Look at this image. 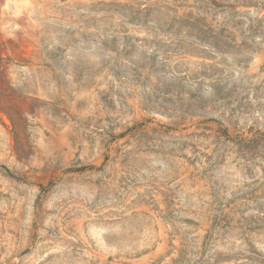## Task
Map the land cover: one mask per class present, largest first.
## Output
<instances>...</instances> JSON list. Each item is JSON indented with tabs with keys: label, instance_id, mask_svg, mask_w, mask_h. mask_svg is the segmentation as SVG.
I'll use <instances>...</instances> for the list:
<instances>
[{
	"label": "rangeland",
	"instance_id": "obj_1",
	"mask_svg": "<svg viewBox=\"0 0 264 264\" xmlns=\"http://www.w3.org/2000/svg\"><path fill=\"white\" fill-rule=\"evenodd\" d=\"M0 264H264V0H0Z\"/></svg>",
	"mask_w": 264,
	"mask_h": 264
}]
</instances>
